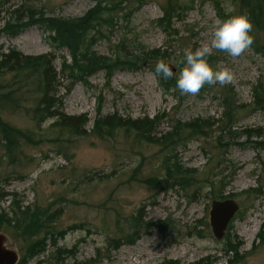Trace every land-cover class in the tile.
<instances>
[{"label":"rangeland","instance_id":"rangeland-1","mask_svg":"<svg viewBox=\"0 0 264 264\" xmlns=\"http://www.w3.org/2000/svg\"><path fill=\"white\" fill-rule=\"evenodd\" d=\"M99 1L122 3V10L114 15V27L97 36L91 53L113 58L124 41L131 56L141 50L157 55L135 69H117L110 76L99 70L69 90L59 88L64 113L87 118L81 137L52 130V120H33L28 112L35 105L33 88L17 87L24 111L6 108L3 120L31 141L22 140L11 155L0 139V216L14 219L17 206L42 213L36 238H45L46 247L28 256L31 240L0 220L9 247L21 259L26 256L23 264H264V111L253 104L254 89L264 86V55L251 46L239 57L212 49L210 66L230 70L233 78L222 87L205 85L195 95H180L154 73L162 60L176 68L175 78L186 48L210 46L215 23L223 20L215 2L234 13L235 0H0V29L28 10L37 20L41 14L81 18ZM169 3L175 13L164 28L158 20ZM11 50L29 57L52 54L56 67L69 58L40 23L14 36L3 34L0 53ZM231 93L243 111L226 133L221 132L223 103ZM113 117L149 118L150 139L177 122L210 128L165 147L129 129L101 135L97 123ZM227 199L240 210L219 240L209 212L213 201ZM134 219L141 225L135 230ZM135 232L134 243L122 240Z\"/></svg>","mask_w":264,"mask_h":264},{"label":"trees","instance_id":"trees-1","mask_svg":"<svg viewBox=\"0 0 264 264\" xmlns=\"http://www.w3.org/2000/svg\"><path fill=\"white\" fill-rule=\"evenodd\" d=\"M215 7L221 19L238 14L246 15L252 26L250 32L252 43L250 46L256 53L264 55V41L260 39L261 35H264V0H235L236 11L234 13H225L224 8L219 6L218 2H215ZM121 10L122 3L111 2L109 5L103 6L102 2L99 1L91 11L81 18L45 19L44 15L41 14L42 18L40 20L36 19L38 14L28 10L26 14L21 15L19 13L15 22L9 21L2 30L0 29L1 38L3 34L16 35L20 29L28 24L40 23L52 34L54 44L66 50L69 54V58H62L60 67H56V59L52 54L29 57L16 50H11L0 55V139L5 142L9 154H14L22 140L31 141V138L25 132L3 120V111L6 108L24 111V105L22 104L21 108L19 105L20 95L17 87L24 85L27 90L30 87L33 88L31 94L34 97L35 105L31 110H28L32 114L33 120L37 123H42L46 119L52 120L50 126L52 130L81 137L87 134L85 130L87 118L84 115L75 117L64 113L59 88L63 87L69 90L75 82L85 80L99 70L105 71L110 76L117 69H135L138 64H144L147 60L153 59V55H157L156 52L149 54L141 50L139 55L131 56L124 41L122 42L123 49L115 54L113 58L108 59L91 53V49L97 41V36L101 34L104 28L114 27V15ZM164 11V15L158 20V24L164 28H169L174 17L175 5L169 3ZM163 58L164 56H161V59ZM207 62L209 65L213 63L211 57L207 58ZM162 80L166 86L178 92L175 90L174 77L168 80L162 78ZM253 104L255 110L264 111V86L259 85L254 89ZM223 107V123L226 127L221 132L229 133L237 123L238 113L243 110L240 111V107H236L233 93L225 97ZM208 128L210 126L201 125L198 121L183 125L177 122L171 131L160 137L150 139L154 129L153 121L149 118L123 121L113 117L99 121L96 126V130L101 135L107 134L105 136L112 134L115 129L134 130L147 136V141L154 144L159 143L165 147L181 142L188 135L201 136L204 130ZM245 134L247 138L251 137V133H248V131ZM257 146L260 148L259 144ZM260 149H264V146ZM17 208L19 215H16L14 219H6V216L1 215L0 220L10 227L13 225L16 229L21 228L23 238L27 241L31 240L28 245V256L31 257L43 252L46 247L45 238H36L43 226L40 219L42 213H28V209L24 208L22 211L21 206H17ZM140 226L138 220L134 219L132 228L135 230ZM136 233H130L122 240L132 244L137 237ZM34 237L36 240L32 241ZM24 261H26V256L20 258L18 264H23Z\"/></svg>","mask_w":264,"mask_h":264},{"label":"clouds","instance_id":"clouds-1","mask_svg":"<svg viewBox=\"0 0 264 264\" xmlns=\"http://www.w3.org/2000/svg\"><path fill=\"white\" fill-rule=\"evenodd\" d=\"M251 23L246 15L238 14L218 20L212 32L211 44L183 52V67L175 74V90L180 95H195L205 85L224 86L231 82L232 73L228 69H216L209 65L207 57L212 49L226 53L229 57H239L252 43ZM154 73L168 80L174 71L162 60H157ZM46 167V162L41 168ZM39 171V169H37Z\"/></svg>","mask_w":264,"mask_h":264},{"label":"water","instance_id":"water-1","mask_svg":"<svg viewBox=\"0 0 264 264\" xmlns=\"http://www.w3.org/2000/svg\"><path fill=\"white\" fill-rule=\"evenodd\" d=\"M166 63V62H165ZM174 73L176 68L167 63ZM240 207L234 200L213 201L209 212L210 226L216 239H223L233 218L239 212ZM20 255L9 247V241L5 234L0 232V264H18Z\"/></svg>","mask_w":264,"mask_h":264},{"label":"bare ground","instance_id":"bare-ground-1","mask_svg":"<svg viewBox=\"0 0 264 264\" xmlns=\"http://www.w3.org/2000/svg\"><path fill=\"white\" fill-rule=\"evenodd\" d=\"M3 53H7V52H3ZM2 53H0V55H1Z\"/></svg>","mask_w":264,"mask_h":264}]
</instances>
